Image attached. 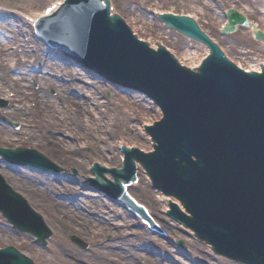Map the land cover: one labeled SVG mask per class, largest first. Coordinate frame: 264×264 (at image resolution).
<instances>
[{"label": "water", "instance_id": "1", "mask_svg": "<svg viewBox=\"0 0 264 264\" xmlns=\"http://www.w3.org/2000/svg\"><path fill=\"white\" fill-rule=\"evenodd\" d=\"M109 7V0H70L39 24L48 41L72 43L89 64L122 83L139 84L163 108L165 120L150 130L157 151L146 156L124 148L125 169L111 171L110 180L115 179L111 182L105 178L108 171L98 166L94 188L122 199V182L130 185L137 180L139 161L155 186L178 198L192 215L174 210L175 219L185 221L221 254L241 252L264 264V74L238 71L193 21L167 16L163 20L172 28L212 49L200 73L181 69L163 50L155 53L138 43L119 17L111 18ZM230 16L227 34L235 33L239 24L250 26L236 12ZM256 39L264 41V35L257 33ZM31 154L38 160L31 164L47 166L30 150L0 149L8 159H28ZM20 200L0 178V211L20 230L45 242L50 235L24 211ZM2 261L33 264L11 248L0 251Z\"/></svg>", "mask_w": 264, "mask_h": 264}, {"label": "bare ground", "instance_id": "2", "mask_svg": "<svg viewBox=\"0 0 264 264\" xmlns=\"http://www.w3.org/2000/svg\"><path fill=\"white\" fill-rule=\"evenodd\" d=\"M63 1L64 0H0V97H4L6 94L9 96L12 90L15 93L14 99L10 100L11 106L2 112L9 119L15 123H20L22 126V129L18 130L19 132H14L7 124L0 123V139L9 148L15 144V141L12 139L22 138L20 137L22 135L30 137L32 141L34 139H40L43 140L45 144H49L47 154L50 160H53L58 155H63L67 157V160H72V163L74 162L78 164L82 161L81 156H79L81 151L78 146H72L71 141L76 139L79 140L81 135L91 136V134H94L95 130H97L95 137L99 136L98 140L104 142L102 144L103 151L100 153V158L103 162L99 163L106 167H110V164L107 165L106 162L115 161L112 157H123L124 155L121 150L116 152L108 147V137L109 140L121 138L119 142V149L126 144L130 148L137 147L146 151H152L153 148L150 141L151 139L149 140L148 137L145 138L142 132L144 133V130L147 129V124H153L155 120H150L149 118L147 120L145 119V123L139 126L140 129L134 127L133 125L130 129L134 130L136 136L132 143L129 141L131 136L118 137L119 133L115 131L117 125L111 120H108V122L102 121V118L107 115V109L104 107V104L101 105L97 92H94L97 90V85L92 81H87L85 77L78 72L79 69L73 65L74 62L72 60L69 61L56 49H49V47L43 43L39 45L34 41L35 39L33 40L32 38L29 39L28 44L24 43L23 37L28 36L31 30H33L31 33L34 37L35 31L33 29V25L35 21L44 18V14L48 8L58 5V3H64ZM153 1L161 2V0ZM185 1H188V6L190 8L196 9L198 13H200L199 19L196 20V23L199 24L202 20L201 18L204 16L205 18L207 16H211L210 13L206 12L207 10H213L209 0ZM228 1L231 4H237V0ZM26 3H28L27 7ZM252 3L257 5L259 4V0H255ZM204 5L207 10H205V7L201 8V6ZM22 6H25V8L29 10L27 12L29 15L27 19H24L23 16L20 18L26 25H29L30 22L29 27L31 30H27V28L24 29L22 24L18 26L8 24V22H12L13 18L18 19L19 17V15L14 13L11 9L23 13ZM232 6H234L232 7L234 9L238 7L235 5ZM236 10L243 13V11L239 9ZM213 11H215L213 13V15L215 14L213 18L216 20H223L225 18L222 11L219 13V9ZM161 12L162 11L160 10H156L155 15L158 17L162 14ZM130 13L133 16L131 18H133L134 21L132 24H129V22L127 23L131 27L132 31L138 35L139 40L147 42L153 50H157L158 47L152 42L153 36L150 34V38L146 37V33H148L147 28L149 26L153 27V24L159 21L153 16L141 17L136 15L133 10H131ZM168 13L177 15L173 9ZM113 14L116 13L113 11ZM178 15L186 16L189 14L184 13ZM13 21L15 22V20ZM225 21L226 20L221 23V28L226 24ZM262 22L264 24V16L262 18ZM158 24L162 26L161 22ZM257 27H260V25L256 24L254 29ZM167 30L169 31V35L173 32L176 33L170 28ZM187 40L188 42L196 45V51L192 52L189 49H185L181 51L180 55H176V57L183 66L190 70H194L202 65L204 59L209 55V50L206 46L195 42L193 39L187 38ZM14 45H17L16 49L12 48ZM28 59H34V62L31 65H28V63H30ZM250 70L260 71L258 62H256V64H251ZM51 89L54 90V96L49 95V91ZM68 90H73V96L70 97L67 95L69 92ZM114 90L117 92L120 91L118 89ZM84 95L91 97V100L84 101ZM143 100L144 98L141 95L126 93L124 98H121L118 101L124 104L126 103L128 108H138V110H144L149 114L158 115L159 118L161 116L159 110H152L151 101L147 100L146 102H143ZM116 101L117 100H115V102ZM32 103L35 104L34 109L32 107H27V104L31 106ZM79 113H83L86 117L89 116L92 120L89 119L87 122L83 123V116H79ZM143 117H145V113L143 114ZM32 124H34V131L31 130ZM103 127H108L105 129L106 135H99L98 131L101 133ZM125 129L126 131L128 130L127 128ZM19 144L23 145L25 143L20 142ZM0 159L3 158L0 157ZM136 166L138 168L137 177L140 179L139 185L135 186L136 184H134L132 186H128L122 182L125 188H129V193L131 191H135L139 188V186L149 185L150 187L151 184L150 181H146V177L144 176L145 172L141 169V166L139 164ZM120 167H122V164L118 166V168ZM0 170H2V172H4L7 176H13L16 180H13L12 178L9 179H12V182H16L14 184L20 187L29 199L39 205H42V202L46 200L43 195L44 190L45 193L47 190H50L53 195L51 197H54L58 194V192H61L58 189V186L70 193L77 191L73 186L68 184L66 181L67 178L64 174L28 167L25 171L27 173L20 175L18 168H13V170L10 171V169L7 168V164H3L2 166L0 165ZM110 175L111 174H105V178L110 180ZM18 177H21V182H17ZM75 179H77V177H75ZM75 182L77 185L79 184V181ZM38 184L40 187H43V190L39 188ZM152 193H156L159 196V202L162 204L161 209L164 210V213H167L169 208L172 206L170 202L171 200L180 206L174 198L163 195L158 190H154ZM47 203L49 211L53 215L66 214L69 217L70 222L61 224L62 227L60 226V230L63 232L77 231V234L82 237L86 234V232L92 235L100 236L108 234L109 228L107 229L105 227L111 226L113 217H116L115 214L111 215V213L107 212V206L110 205V203H114L110 199L102 198L99 195H93L84 200H76L69 207H67L66 204L56 202L53 198L48 200ZM88 210H91L90 212H94L95 215L90 216L88 214L86 216ZM123 210L126 214L128 213L125 208H123ZM123 218L125 217L123 216ZM93 230L94 232H92ZM130 242L131 241L124 242V244L119 242V244L114 245L113 250L110 249L105 252L103 258H100L99 256H97V258H100L102 264H111V262L112 264H137V261L143 257L142 255H138L131 261L123 259L124 249L130 248ZM165 242V247H168L167 245L172 243L171 241ZM23 247L24 246L21 248ZM190 253H195L199 256L200 258H197L199 261L209 255L208 251L204 250L203 247H198L197 250L193 247V250L183 252L184 260H186L182 264H189L187 257L190 256ZM65 254L69 260H73L72 258L80 260H84L85 257L87 258V255L80 253L79 251H76V253L66 251ZM172 260L173 257L170 255H167L164 260L160 261L151 260L149 258L147 259V261L154 264H174L175 262L173 263ZM66 263L70 264L69 261H66ZM176 264L178 263L176 262Z\"/></svg>", "mask_w": 264, "mask_h": 264}, {"label": "rangeland", "instance_id": "3", "mask_svg": "<svg viewBox=\"0 0 264 264\" xmlns=\"http://www.w3.org/2000/svg\"><path fill=\"white\" fill-rule=\"evenodd\" d=\"M210 5H212L213 10L219 9V13L222 11L223 13L226 10L231 9L232 5L238 6L236 9H239L243 11V15L245 17H248L253 24V28L256 24L260 25V27L255 28L261 30L264 33V24L262 22V18L264 16L263 10H264V0H259V4L252 3L255 0H237V4H231L228 0H209ZM240 1V2H238ZM113 11L117 14L123 15L125 19L132 24L134 21L132 14L130 13L131 10L135 11L136 15L139 16H151L150 10L153 11V9L163 6V8L166 11H171L172 9L177 14H184L187 13L189 15H192L196 20L199 19V14L196 9L190 8L188 6V1L185 0H161V2H154L153 0H111ZM174 4V5H173ZM28 3H26L27 7ZM205 7L201 6V8ZM3 8V7H2ZM24 8V9H23ZM206 8V7H205ZM4 9V8H3ZM250 9V10H249ZM14 13L19 15L18 19H14L15 22L12 20V22H8V24H14L15 26L21 25L23 23L22 19L20 18L23 15H27L28 9L25 8V6H22V12L16 11L11 9ZM207 10V8L205 9ZM206 11L211 14V16H207L205 18L202 17L201 24L202 28L205 31H208L210 35L216 40V42L220 45V47L223 49L224 53L227 55L229 59L234 61L235 63L242 65L244 68L250 67L251 64H255L256 62L264 63V44L261 42H258L254 39L253 31L249 29L239 28L235 34L228 35V36H221L220 34V26L223 22L222 19L216 20L213 18V13L215 11ZM150 13V14H149ZM209 14V15H210ZM24 17V16H23ZM20 19V20H19ZM17 20V22H16ZM159 22H156L152 26H149L147 28L146 37L153 36V43L157 46L158 44L164 45L167 47L174 55H180L181 51L183 50H191L192 52L196 51V45L188 42V40L181 35L177 33L168 34V30L165 26H161L158 24ZM10 27V26H9ZM24 27L29 30V26L24 24ZM152 28V30H151ZM151 34V35H150ZM31 35V32L30 34ZM144 36V35H143ZM148 39V38H147ZM27 41V39H26ZM37 44H44L48 46L45 42H42L40 40L35 41ZM50 49L51 46H48ZM59 51L58 49H56ZM60 52V51H59ZM28 61L34 62V59H28ZM70 61V60H69ZM76 61L73 63L75 67ZM32 63H28V65H31ZM79 70L78 72L85 77L87 81L94 82L97 86V90L94 92H97L99 101L101 102V105L104 104V107L107 109V115L106 117L102 118L103 122H108V120L113 121L117 125L115 131L119 133L118 137H130V143H132L135 139L136 133L134 130L130 129L131 127H137L138 129L141 124H144L145 121L149 118L150 120L157 121L158 115H152L151 113H147L144 110H138L128 108L126 103H122L118 101L121 98H124V95L120 92H117L112 88L111 86L105 84L103 81L98 79L97 75L92 72H87L82 68L77 67ZM87 76V77H86ZM34 88V87H33ZM69 91V90H68ZM30 93V92H28ZM10 94H13L11 92ZM50 96H54V90L49 91ZM68 96H73V90H70L67 93ZM12 96V95H11ZM7 98V99H6ZM9 96L7 94L4 97H0V123L7 124L12 128L14 132H19L18 130L22 129V126L20 123H15L11 119H9L5 114H3L2 111L7 109L11 104L8 101ZM12 99V97L10 98ZM117 100L115 102V100ZM146 97H144V100ZM84 101H90L91 97L85 96L83 97ZM139 100V99H138ZM122 101V100H121ZM33 105V103H32ZM153 105V104H152ZM27 107H30L29 104H27ZM92 107V106H91ZM152 107V106H151ZM153 110H155V106L153 107ZM79 112V111H78ZM81 113V112H80ZM81 117L83 116V123L87 122L89 119L92 120L89 116L86 117L83 113L80 114ZM134 113V114H133ZM145 113V117H143V114ZM133 114V115H132ZM157 114V113H156ZM132 115V116H131ZM146 119V120H145ZM102 122V123H103ZM31 130L34 131V124L31 125ZM108 127H103L101 130V133L99 135H106L105 129ZM127 128L128 130L126 131ZM95 133L91 134V136H84L81 135L79 140H73L71 141L72 146L77 147L78 141H81V143L84 144L83 148L80 149L81 156V163H72V160H67V157L63 155L56 156L53 160H50L55 167L58 168L55 172L58 174H64L67 178L68 184L73 186L77 191L74 193H70L66 191L65 189H62V187L58 186V189L61 192H58L56 196H53L50 190L45 193V190L43 191V195L45 196V199L42 202V205H39L35 202H33L31 199L28 198V196L23 192V190L20 189L17 185L12 182L13 180H16L13 178V176H7L2 170H0V177L5 181L7 185L18 195H20L28 204V206L35 211L37 214L41 216L44 223L47 225L48 229L51 231L52 236L47 239L46 244H38L37 239L33 235H29L27 233H22L20 230H18L14 225L10 224L9 221L3 217V215L0 213V248H8L13 247L17 249L22 255H24L26 258L31 260L34 264H67L66 261H69L70 264H102L100 258L104 257V253L108 250H113L114 245H117L120 243L131 241L130 248L124 249V260L131 261L135 259L138 255H142L143 257L139 259L137 264H154L147 259L151 260H164V258L167 257V255H170L173 257L172 262L176 264L178 262L179 264H182L184 260V251H190L193 250V247L197 250L198 247H203L204 250L208 251L209 255L208 257L203 258V260L199 261L197 258H200L195 253H190L187 257L189 264H229L227 260H224L223 258H216L213 254V251L210 246H207L204 243H201L194 235V233L190 232L189 230L185 229L184 227H181L176 222H174L172 219H169L166 215L162 213L161 209V203L159 202V196L155 193H152L154 191L152 184L147 186H139L135 191H131V196L141 205L145 206L147 210L152 214L155 221L158 223V225L163 229H161L165 233V237H162L161 235H157L150 231L144 224L141 222V220L135 216L134 214L126 212L123 210V206L119 205V203H116L114 201H111L114 203H110V205L107 206V212L111 213V215H116V217L112 219V225L107 226L105 228H109L108 234L105 235H92L86 232V234L82 237L77 234V231H71V232H63L60 230L61 224H65L66 222H70L69 217L65 215H59L55 214L53 215L48 208L47 201L53 198L56 202H60L62 204H66L67 207H69L72 203H74L76 200H84L90 196L93 195H99L102 198H107L105 195L99 193L98 191H94L88 186V181L90 178V168L91 165L95 162H103V160L100 158V153L103 151L102 142L99 143V136L95 137ZM144 137L147 138V133L144 131ZM68 135V134H67ZM22 138H14L13 141L18 140L12 147H7L2 140L0 139V147L3 149H15L17 147L19 148H25V149H36L41 155L48 158L47 154V148L49 147L48 143H44L43 140H37L30 139V137L22 135L20 136ZM84 137V138H83ZM68 138V136H67ZM77 138V137H76ZM116 138V140H109L108 137V147L111 148L113 151H120L118 148L120 139ZM150 140V138H148ZM26 142V144H19L20 142ZM31 141V144H30ZM39 141V142H38ZM151 141V140H150ZM152 146L153 140L151 141ZM115 159V161H108L106 162L107 165L110 164L111 167H118L120 164H122L123 157L121 156H114L112 157ZM49 159V158H48ZM117 159V160H116ZM5 164L3 161H0V165L2 166ZM7 168L10 169V171L13 170V168H18L20 175H23L28 167H20L15 165H7ZM35 168V167H34ZM37 169V168H36ZM142 169V168H141ZM143 170V169H142ZM44 171V170H43ZM144 171V170H143ZM50 172V171H49ZM145 172V171H144ZM12 173V172H11ZM15 174V173H14ZM146 177V174L144 175ZM77 177V179H75ZM12 178V179H9ZM21 182V177H18L17 182ZM75 181H79V184ZM140 182V179L138 178V182L135 186H138ZM148 183V182H147ZM39 188L43 190V187ZM23 188V187H22ZM47 188V187H46ZM26 189V188H24ZM77 192V193H76ZM45 193V194H44ZM109 199V198H107ZM50 205V204H49ZM91 211V210H90ZM88 210L86 216L89 214L90 216L95 215L94 212H90ZM123 216L126 218H123ZM118 223V224H117ZM117 224V225H116ZM115 230V231H114ZM11 231V232H10ZM94 232V230L92 231ZM92 236L97 237V239L92 240ZM148 236V237H147ZM74 239H78L79 243L74 242ZM171 241L172 243L167 245L168 247H165L166 243ZM184 243V247H180L178 245L179 242ZM81 243V244H80ZM129 244V243H128ZM23 245L24 247L18 248V246ZM85 247H84V246ZM190 249V250H189ZM75 252L79 251L80 253H83L87 255V258L85 257L84 260H80L77 258H72L73 260H69L67 258L65 252ZM176 251H179L180 253H175ZM126 255V257H125ZM97 256H99L97 258ZM102 256V257H101ZM207 258V259H206ZM112 264V262H111ZM232 264V263H230Z\"/></svg>", "mask_w": 264, "mask_h": 264}, {"label": "snow or ice", "instance_id": "4", "mask_svg": "<svg viewBox=\"0 0 264 264\" xmlns=\"http://www.w3.org/2000/svg\"><path fill=\"white\" fill-rule=\"evenodd\" d=\"M49 11H51V10H49Z\"/></svg>", "mask_w": 264, "mask_h": 264}]
</instances>
